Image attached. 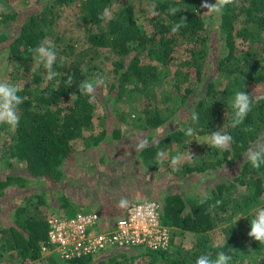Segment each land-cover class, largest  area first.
Segmentation results:
<instances>
[{"label": "trees", "instance_id": "16d2710c", "mask_svg": "<svg viewBox=\"0 0 264 264\" xmlns=\"http://www.w3.org/2000/svg\"><path fill=\"white\" fill-rule=\"evenodd\" d=\"M38 1L42 6L24 19L17 18L18 10L0 11V25L20 21L15 33L2 32L0 38L7 43L1 50L7 53L6 66L12 75L6 82L18 84V95L25 98L18 107V128L0 124L4 138L0 169L23 166L20 173L0 177V197L14 186H27L28 176L50 179L61 191L65 162L77 146H96L108 136L105 126L97 132V110L110 103L119 113L116 102L123 100L128 110L119 113L121 120L129 122L128 115L134 127L146 131L166 125L180 109H187L165 135L156 139L146 135L151 142L139 152L146 167L170 165L180 152L176 147L187 146L185 139L190 135L186 132L191 128L197 134H229L232 143L226 150L211 143L202 145L191 161L170 166L174 175H219L227 165L236 170L227 179L208 184L200 194L178 191L162 196V220L172 230L171 245L163 250L114 246L100 257H62L49 241L51 215L41 206L46 203L44 192L26 196L15 208L14 222L0 225V264H196L200 255L210 253L215 259L219 251L231 255L229 264H264V244L248 235L257 210L264 209V164L255 169L245 156L264 133V99L256 102L264 96V0H233L219 13L201 7L208 0ZM171 7L181 11L172 15ZM68 11H78L73 27L64 25ZM148 17L150 29L141 22ZM181 17H186L185 26L172 32ZM47 41L55 46L53 71L59 73L51 80L42 64L26 73L36 61L30 50L46 46ZM211 53L216 57L217 76L208 75ZM97 75L107 87L98 86L94 98L82 94V82ZM221 77L226 81H220ZM236 91L249 94L254 104L243 124L233 128L231 98ZM121 135L122 130L114 128L112 137ZM165 151L172 153L167 161L158 155ZM217 201L222 203L216 205ZM74 205L63 192L55 214L72 216L77 212ZM216 227L225 233L222 242L211 238L210 231ZM187 232L194 235L193 243L175 242L177 235Z\"/></svg>", "mask_w": 264, "mask_h": 264}, {"label": "rangeland", "instance_id": "374dc122", "mask_svg": "<svg viewBox=\"0 0 264 264\" xmlns=\"http://www.w3.org/2000/svg\"><path fill=\"white\" fill-rule=\"evenodd\" d=\"M215 2L214 0H208L209 4H214ZM42 4L43 3L38 0H29L27 4H25L23 0H0V11L4 10L8 12L18 10L17 18L24 19L29 13L40 8ZM68 15L69 17L66 19V22L63 17L65 22L64 25L73 27L75 18L79 20L78 11L76 14L74 11H68ZM148 16H150V14ZM141 22L143 26L148 29L152 28L149 17L142 18ZM19 24L20 21L17 19L11 20L6 24H1L0 36H2V32L12 35L16 32ZM77 33L82 34V30H78ZM5 42L6 41L0 38V81L3 82L12 78L6 66L7 53L1 50V47L7 44ZM210 56V64L208 66L210 72L208 75H215L217 73L216 57L214 53H211ZM30 65L27 68L28 70L26 69V73H30L31 70L35 68L34 66L37 65V62L35 61ZM11 66L14 65L11 64ZM174 69L175 67H172V70ZM28 75L29 74H26V76ZM27 78L26 80L31 83V78ZM220 81L224 82L226 79L221 77ZM103 86L104 88L107 87L106 81ZM251 91L254 93L257 92L254 87L251 88ZM234 97L235 94L231 98L232 101ZM118 105L119 113L122 111L127 112L126 109L128 110V107L126 101L116 102V106ZM119 113L111 108L110 103L107 104L106 109L101 106V108L97 110L96 117L97 120H99L97 122V132L105 126L108 130V136L96 146L88 148L83 147L81 144L77 146V150L72 153L65 162L64 170L66 175L63 182L60 183V187H62L61 191L57 189L59 184L53 185L50 179L30 176H28L29 181L27 186H14V188L8 189V193L0 197V225L14 222V211L17 205L22 203L26 196H31L40 191L44 192L46 199V203L41 204V206L48 216L58 212L57 207H60V196L64 192L74 202L75 205L73 208L75 212L83 209H98L102 213L101 223L106 225L108 222L111 223L114 221L115 218H119L124 213L131 200L145 198H158L160 200L166 192L181 191L183 194H200L208 184H213L215 181L217 182L219 180H225L236 170L235 167L227 165L219 171V175H217L218 173H205L203 174L204 177L202 174H194L185 177L177 176L170 171V166L173 165L172 160L170 161V165L161 163L158 169L148 168L140 156L139 152L141 148H139L138 145L144 141L147 143L151 142L147 141L145 138L149 133L155 139L165 135L168 131V126L172 127L182 120L183 116L187 113V109H180L175 116L169 119L166 125L147 131L134 127L130 121L131 117L128 115L127 118L129 122H123ZM103 116L105 118L101 122ZM117 127L122 130V135L112 137L114 128ZM210 134L211 133L197 134L196 132H192V135L185 139L187 143L185 149L182 146L176 147L180 150L177 155L180 157L179 162L191 161L193 159V154L198 148L210 143ZM261 137L262 139L259 140L258 144H264V133ZM3 141L4 138L0 136V143ZM171 157L172 153L165 151L161 158L167 161L171 159ZM21 168H23V166L17 164L12 169L1 167L0 177H4L10 172L20 173L22 170ZM122 199L127 201L124 207L120 206V201ZM85 203L92 205L85 206ZM96 203L97 205H95ZM210 235L214 242H222L225 240V233L222 227H216L210 231ZM182 240L185 245H190L193 243L194 235L191 232H187L175 237L176 243ZM116 250H113V252ZM159 264L167 263L160 261Z\"/></svg>", "mask_w": 264, "mask_h": 264}, {"label": "built area", "instance_id": "2783aa9c", "mask_svg": "<svg viewBox=\"0 0 264 264\" xmlns=\"http://www.w3.org/2000/svg\"><path fill=\"white\" fill-rule=\"evenodd\" d=\"M162 203L157 198L133 200L124 213L111 223H101L100 210L77 211L72 216L49 217V241L62 257H100L114 246H142L168 249L171 226L162 220ZM46 247H44V250Z\"/></svg>", "mask_w": 264, "mask_h": 264}, {"label": "clouds", "instance_id": "9594fccd", "mask_svg": "<svg viewBox=\"0 0 264 264\" xmlns=\"http://www.w3.org/2000/svg\"><path fill=\"white\" fill-rule=\"evenodd\" d=\"M233 0H216L214 4H209L207 2L202 3L201 7L206 8L208 12L219 13L222 11L223 7L232 3ZM156 5H151V15L155 16L157 13L154 11ZM181 9L171 7L169 13L175 15L180 12ZM186 17H181V22L176 24L172 28V32H177L180 27L185 26ZM34 53V59L37 64H42L47 70V79L51 80L53 77L59 75V73L53 71V65L57 60V54L55 51V46L51 41H47L46 46L41 44L35 49H31ZM72 77L69 76L67 83L71 84ZM105 83L102 76L97 75L92 81H85L79 87V91L94 98L95 90L98 86ZM21 91L18 84H13L11 82L0 81V124H7L12 130L18 128L20 123V115L18 114V107L23 104L24 97L18 95ZM264 99V96L257 98L258 100ZM254 104L253 98L244 91H238L232 101V107L234 109L233 119L231 126L233 128L243 124L248 113L252 110ZM192 120H198V115L194 112L192 114ZM252 129L245 128L243 131H251ZM187 135H192V129L189 128L186 132ZM232 136L229 134H222L221 132L215 131L210 134V143L213 147L226 150L232 143ZM146 141L141 142L138 147L143 148L146 146ZM158 155H163L162 153ZM247 160L251 163L252 167L259 169L262 164H264V144H257L255 148L249 147L245 153ZM180 161V157L176 156L172 159V164L176 165ZM222 203L217 201L216 205ZM127 204L126 200L120 201V206L124 207ZM214 205V207L216 206ZM251 231L248 233L249 237L253 238L261 244H264V209H258L255 217L250 222ZM232 257L231 255L225 253L224 251H219L216 253L215 259L212 258L210 253H204L196 259V264H229Z\"/></svg>", "mask_w": 264, "mask_h": 264}]
</instances>
